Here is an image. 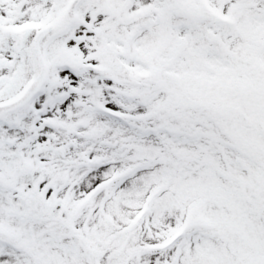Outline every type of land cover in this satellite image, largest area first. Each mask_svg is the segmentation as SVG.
I'll return each mask as SVG.
<instances>
[{
	"label": "snow or ice",
	"instance_id": "1",
	"mask_svg": "<svg viewBox=\"0 0 264 264\" xmlns=\"http://www.w3.org/2000/svg\"><path fill=\"white\" fill-rule=\"evenodd\" d=\"M0 264H264V0H0Z\"/></svg>",
	"mask_w": 264,
	"mask_h": 264
}]
</instances>
